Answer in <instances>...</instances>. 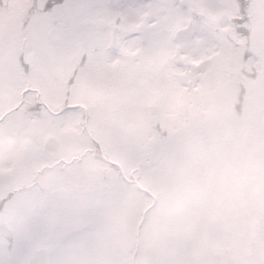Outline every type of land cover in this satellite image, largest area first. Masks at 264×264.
Instances as JSON below:
<instances>
[{"label":"snow or ice","instance_id":"snow-or-ice-1","mask_svg":"<svg viewBox=\"0 0 264 264\" xmlns=\"http://www.w3.org/2000/svg\"><path fill=\"white\" fill-rule=\"evenodd\" d=\"M262 80L264 0H0V234L42 184L177 142L226 94L239 115Z\"/></svg>","mask_w":264,"mask_h":264},{"label":"rangeland","instance_id":"rangeland-1","mask_svg":"<svg viewBox=\"0 0 264 264\" xmlns=\"http://www.w3.org/2000/svg\"><path fill=\"white\" fill-rule=\"evenodd\" d=\"M248 89L239 115L234 95L226 94L216 100L200 130L133 158L108 157L122 166L125 183L116 167L103 179L108 164L90 160L83 175L42 184L43 196L26 194L29 207L14 222V239L26 247L27 258L20 264L42 247L54 264H119L112 247L123 234L137 245L131 264H234L211 249H218L219 237L222 248L237 251L255 225L236 232L233 246L224 235L225 223L239 228L241 209L250 206L254 214L264 202V80L249 83ZM43 205L48 222L46 216V225H36L35 214ZM123 227L128 231L122 233ZM263 228L252 235L261 237ZM5 260L0 258V264Z\"/></svg>","mask_w":264,"mask_h":264},{"label":"flooded vegetation","instance_id":"flooded-vegetation-1","mask_svg":"<svg viewBox=\"0 0 264 264\" xmlns=\"http://www.w3.org/2000/svg\"><path fill=\"white\" fill-rule=\"evenodd\" d=\"M239 117L242 118L244 117V115H241ZM256 141H258V138L256 139ZM249 208L250 206H246L244 209L240 208L241 210H245V212H242V214L239 216L240 224L236 223L237 226L238 225L240 226L239 228L238 227L237 229L230 228V226L229 225L227 226L225 223V231H224V235L228 238L230 242H232V245L234 246V244L237 243V238H238V237L236 238V232L240 230L243 232L245 231L246 227L248 229L251 225H255L253 229L248 230L249 233L247 232L248 240L240 244L237 248V251L233 252V249L228 248L227 245L223 246L222 248V244H220L222 242L220 241L219 237H217V241H216L217 243L215 244V247H217L218 249H211L213 253L218 251L217 255L223 256L225 258V262H226V258H233L234 264H237L238 261L235 259L246 258V259H251L253 261V262L249 261L246 264H259V259H261V257L264 255V240H263L264 234L261 235V237H258V233L252 235V233L254 232H260V225H264V202L259 207L255 208L257 211L254 214L249 213L248 211ZM48 214H49V210H47V208L44 209L43 211H40V209H38V212L35 214L36 225H38L39 222L42 224V226L46 225L47 224L46 216ZM223 218L224 220L226 219V214L224 213H223ZM0 220H4V219L0 218ZM47 222H48V216H47ZM114 225L115 224H112L111 226ZM111 228L114 229V227ZM44 229H45L44 232H47V229L45 227ZM15 230L17 229L14 228V223L8 225L6 231L0 234V243L2 242V240H8L9 237L14 238ZM126 231H128L127 228L123 227L122 233H125ZM262 231H264V228L262 229ZM78 232L80 233V235L83 234V230L81 228L80 229L78 228L76 230L77 234ZM123 235H124V239H122V242H120V244L113 245L112 247L113 257L115 258V260H118L119 264H131V261H135L134 257L136 256L135 252L137 245L133 247L130 243H128L125 234ZM134 243L137 244V236L135 234H134ZM52 264L54 263L52 262Z\"/></svg>","mask_w":264,"mask_h":264},{"label":"water","instance_id":"water-1","mask_svg":"<svg viewBox=\"0 0 264 264\" xmlns=\"http://www.w3.org/2000/svg\"><path fill=\"white\" fill-rule=\"evenodd\" d=\"M27 264H50L46 249H38L32 253Z\"/></svg>","mask_w":264,"mask_h":264},{"label":"trees","instance_id":"trees-1","mask_svg":"<svg viewBox=\"0 0 264 264\" xmlns=\"http://www.w3.org/2000/svg\"><path fill=\"white\" fill-rule=\"evenodd\" d=\"M46 193H47V192L44 191V192L42 193V196L45 195ZM44 209H46V206H45V205H43V206L40 208V211H43Z\"/></svg>","mask_w":264,"mask_h":264}]
</instances>
